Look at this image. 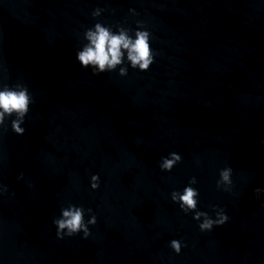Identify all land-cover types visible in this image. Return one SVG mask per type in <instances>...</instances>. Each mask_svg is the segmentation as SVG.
Returning <instances> with one entry per match:
<instances>
[{"label": "water", "instance_id": "water-1", "mask_svg": "<svg viewBox=\"0 0 264 264\" xmlns=\"http://www.w3.org/2000/svg\"><path fill=\"white\" fill-rule=\"evenodd\" d=\"M96 23L148 31L150 69L82 67ZM17 83L33 102L23 135L15 116L0 130V264H264V0H0V84ZM193 177L198 210L229 217L211 231L171 198ZM69 205L95 215L87 238L57 236Z\"/></svg>", "mask_w": 264, "mask_h": 264}, {"label": "clouds", "instance_id": "clouds-1", "mask_svg": "<svg viewBox=\"0 0 264 264\" xmlns=\"http://www.w3.org/2000/svg\"><path fill=\"white\" fill-rule=\"evenodd\" d=\"M103 10L97 8L93 12V17H99ZM130 29L119 26L118 31H113L110 26H105L102 23H96L94 27L89 28L84 33V38L87 43L81 50L77 52V59L84 68L91 67L94 74L113 72L119 67V74L126 76L128 67L125 65V60L133 69L140 71H148L154 63L155 55L150 46L151 34L146 30H137L135 38L130 35ZM125 65V66H122ZM33 99L27 86L22 83H17L14 87H9L6 84H0V130L6 129V119L15 116L11 121L12 130L23 135L25 128L22 125L25 123V117L30 111V105ZM182 161V156L178 153H170L169 157L162 158L160 164L161 170L170 172L178 163ZM233 170L228 167L220 172V180L217 182V187H223L225 191H230ZM91 187L99 188V176H92ZM196 178L193 177L189 181V186H186L183 192L173 191L171 198L173 202L178 203L180 208L186 214L194 212V219L203 222L199 224L201 231H211L214 226L225 224L229 217L223 209L216 211L217 218L212 219L207 212L198 210L199 191L191 185L196 184ZM256 198L259 199L261 192L264 189L257 188L255 190ZM88 213L92 210L88 209ZM96 217L85 221V209L75 205H69L61 210V217L54 220L57 226V236L61 239L65 235L71 237L83 232L87 238L91 233L89 225L96 224ZM172 249L179 254L182 250V243L179 240H172Z\"/></svg>", "mask_w": 264, "mask_h": 264}]
</instances>
